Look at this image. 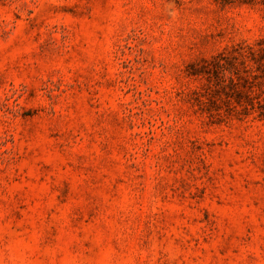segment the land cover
<instances>
[{"label":"rangeland","instance_id":"rangeland-1","mask_svg":"<svg viewBox=\"0 0 264 264\" xmlns=\"http://www.w3.org/2000/svg\"><path fill=\"white\" fill-rule=\"evenodd\" d=\"M0 264H264V0H0Z\"/></svg>","mask_w":264,"mask_h":264},{"label":"trees","instance_id":"trees-1","mask_svg":"<svg viewBox=\"0 0 264 264\" xmlns=\"http://www.w3.org/2000/svg\"><path fill=\"white\" fill-rule=\"evenodd\" d=\"M251 52H252V49L249 48V52H246L245 54H241L240 53L239 56L244 59V62H245V60L249 61V56L248 55L252 54Z\"/></svg>","mask_w":264,"mask_h":264}]
</instances>
